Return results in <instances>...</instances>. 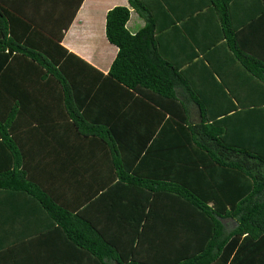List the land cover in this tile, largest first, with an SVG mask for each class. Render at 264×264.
<instances>
[{
	"label": "trees",
	"instance_id": "1",
	"mask_svg": "<svg viewBox=\"0 0 264 264\" xmlns=\"http://www.w3.org/2000/svg\"><path fill=\"white\" fill-rule=\"evenodd\" d=\"M185 1L126 0L134 33L127 6L109 8L105 73L59 44L70 19L50 23L81 0H49L36 23L1 1L0 264H264V54L230 20L245 0L169 7ZM207 14L219 36L187 39ZM59 175L84 199L52 200Z\"/></svg>",
	"mask_w": 264,
	"mask_h": 264
},
{
	"label": "crops",
	"instance_id": "2",
	"mask_svg": "<svg viewBox=\"0 0 264 264\" xmlns=\"http://www.w3.org/2000/svg\"><path fill=\"white\" fill-rule=\"evenodd\" d=\"M1 1L2 0H0V4H2ZM9 1L10 6H6V9L9 10V7L19 9L23 11V15L25 14L31 18H35L33 19L34 21H32L35 23L41 19L39 12L43 11L42 14L44 15L50 13L51 5L49 4V0ZM253 1L245 0L239 2V7H237L235 11L233 1L230 9V20L232 23L250 22L251 25H249L244 31L247 37V43L256 48L259 51V54H264V14L261 19L257 18L256 9L259 8L260 5H257V3H255L256 1ZM195 2L197 3L198 0L185 1L182 4L171 2L169 7L177 6L174 9L175 12L183 13L189 10V8H193ZM115 5H126L128 8V18L125 22V28L128 32L134 33L137 29L143 26L144 20L133 8L127 5L126 0H81L73 14H71L69 6H63L56 9V12L53 14V19L50 20V23H53V30H56L59 25L70 19L67 26L61 30V39L59 44L66 50L83 58L103 73L107 71L116 53V47L109 43L104 36L105 12ZM215 22L216 21L213 20L210 14L201 15L200 17L196 16L195 18L185 20L183 22V28L188 35H184L187 39H200L201 43L202 40H207L209 37L215 38L219 36L220 33V27ZM175 34V31H171V33L167 34V38L170 42H173L174 37L176 36ZM170 53L174 58L175 53H182V49L179 48V51L174 49L171 50ZM212 60L216 62L219 61L218 59ZM216 65L222 64L217 63ZM199 66H201V64H199ZM230 72H234L233 67L228 69V71H223V74ZM186 101L189 109V118L191 121H196L198 119L197 108L193 102L188 99V97H186ZM32 168H34V166H32ZM69 180L70 178L64 179V177H60V175L58 177L54 176L49 180H44V191L56 203H61V205L64 203L74 205L77 199H84L86 194L81 190V188L77 187L75 182H71ZM1 212L2 211H0V213ZM28 217H30L28 218L30 224L35 223L37 219L39 221L43 220L42 213L29 212Z\"/></svg>",
	"mask_w": 264,
	"mask_h": 264
},
{
	"label": "rangeland",
	"instance_id": "3",
	"mask_svg": "<svg viewBox=\"0 0 264 264\" xmlns=\"http://www.w3.org/2000/svg\"><path fill=\"white\" fill-rule=\"evenodd\" d=\"M223 222L225 223V227L227 229L230 228L233 225V221H231L229 219L223 220Z\"/></svg>",
	"mask_w": 264,
	"mask_h": 264
}]
</instances>
